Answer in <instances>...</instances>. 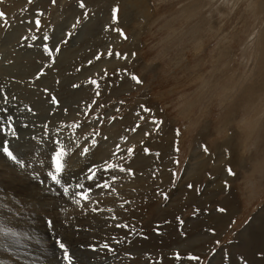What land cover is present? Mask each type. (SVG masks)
I'll use <instances>...</instances> for the list:
<instances>
[{
	"label": "rangeland",
	"instance_id": "1",
	"mask_svg": "<svg viewBox=\"0 0 264 264\" xmlns=\"http://www.w3.org/2000/svg\"><path fill=\"white\" fill-rule=\"evenodd\" d=\"M0 11V141L21 162L0 146V264L108 210L91 241L111 264H264V0Z\"/></svg>",
	"mask_w": 264,
	"mask_h": 264
},
{
	"label": "bare ground",
	"instance_id": "2",
	"mask_svg": "<svg viewBox=\"0 0 264 264\" xmlns=\"http://www.w3.org/2000/svg\"><path fill=\"white\" fill-rule=\"evenodd\" d=\"M108 150L104 149V152L108 151ZM111 208H112V210L114 209L113 207H111ZM112 213H113V211H109V210L103 212V215L101 217L103 219V222L105 221L104 223H106V221L109 219H113V218H111ZM89 218L90 217L88 215V219L86 222H84L82 220L83 221L82 226H85L84 227L85 229H83V230L82 229H78V230L73 229L72 231H70L68 229L69 231H63V230H59L55 226H53L50 229V230H52V233L50 232V230L48 232H50L51 236L62 240L63 242H65L70 247L71 252L74 253V258H75L76 264H81L79 261H84V262L89 263V264H111L115 258H113L111 256L110 257H104V258L99 257V255H100L99 250L100 249L98 250V245L96 243L92 244V241H91L93 237H96V230H102V229H100V227L101 228L104 227V223L101 222V219H99L100 220L99 221L98 218H96V217H93L95 222H91ZM94 220H92V221H94ZM39 223H41V222H39ZM53 223L56 225L57 221L55 220V222H53ZM71 226H72V224H71ZM39 234H37V235H39ZM99 236H97V237H99ZM37 244L38 243H36L34 245H28L26 241L25 242L21 241L19 243V246L16 245V246L12 247L13 246L12 245L10 248H8V247H5V248L11 250V252H13V255L16 256V258H17V256H21L23 258V256H24V257L29 258L31 260L36 259V261H38L39 264H64V262L62 260V255H63L62 251L58 248V246H56L55 241H54V243L53 242H51V243L42 242V244H40L39 247H38L39 244L38 245ZM84 245H86V246H84ZM93 245L95 246V250H93V248L91 247ZM86 247H88L87 248V250H89L88 252L85 251ZM5 248H3V249H5ZM6 259H7L6 257L0 256V261L6 260ZM18 260H20V259H18ZM25 260L26 259H24V261ZM4 263H5V261H4Z\"/></svg>",
	"mask_w": 264,
	"mask_h": 264
},
{
	"label": "snow or ice",
	"instance_id": "3",
	"mask_svg": "<svg viewBox=\"0 0 264 264\" xmlns=\"http://www.w3.org/2000/svg\"><path fill=\"white\" fill-rule=\"evenodd\" d=\"M54 2H55V0H53V3ZM80 7H84L83 2H81ZM4 15L5 14L2 11H0V17H4ZM39 23H40V21L36 20V24L39 25ZM47 51H48V55L51 57L53 55L52 50L51 49H47ZM56 51L58 52L59 49L57 48ZM109 55H112V53L109 52ZM117 55H119V54H117ZM133 78L136 79L135 77H133ZM92 83H97V82L96 81H92ZM3 130L6 133L8 132V128L7 127H5ZM11 132H12L13 136L16 135V132H15L14 128L11 129ZM93 143H95V141H93ZM0 146H2L3 153L6 154L7 158H9L12 161H15L17 164L21 163L20 160L18 159L17 155L11 149L9 141H7V140L0 141ZM128 151L131 152L132 149H129ZM65 155H66V151L63 148H61L60 151H58L56 153V156H55L56 173H60V172H62L64 170V167H65L64 157H65ZM106 167L107 168H114V167H116V165L113 164V163H108L106 165ZM229 172H231V169H229ZM50 175H52V179L53 180H55L57 183H60V181L57 178V175L55 173H52ZM93 175H95V172H93ZM103 186L104 187H109L110 185H108V183L105 182V184ZM78 187H83V186L79 185ZM189 187H191V186H189ZM67 191L68 190L65 189V193H67ZM79 195L81 196V198L83 200H88L89 199V195H88L87 192H81V193H79ZM77 203H79V201H77ZM221 211H223V209H221ZM48 225H49V227H51L52 226V222L48 221ZM117 226L118 227H128V225H117ZM55 244L62 251V254H63L62 255V260H63L64 264H76V261H75V258H74V253L71 252L70 247L65 242H63L60 239H56L55 240ZM91 247L93 248V250H95V246L94 245L91 246ZM103 247L106 248V249L110 248V246L107 243H105L103 245ZM190 259L197 260L199 258L193 256V257H190Z\"/></svg>",
	"mask_w": 264,
	"mask_h": 264
}]
</instances>
